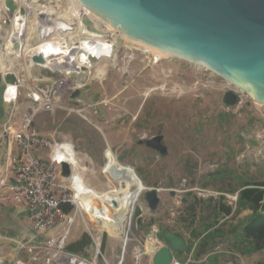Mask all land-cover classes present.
<instances>
[{"label":"rangeland","instance_id":"rangeland-1","mask_svg":"<svg viewBox=\"0 0 264 264\" xmlns=\"http://www.w3.org/2000/svg\"><path fill=\"white\" fill-rule=\"evenodd\" d=\"M97 38L87 49L98 48L93 55L100 58H93L90 71L73 78H81L82 85L76 87L72 78L65 81L60 106L53 112L39 110L31 122L41 136L68 144L76 156L87 193L78 202L71 233L78 228L90 235L85 257H94L98 247L102 256L96 264H152L155 251L166 245L161 232L168 228L192 244L188 252L174 254L172 264H264V250H237L251 210L235 211L231 202L246 182L264 181V105L202 66L173 56L155 61L150 49ZM32 69L33 75L48 72ZM231 89L239 95L235 105L222 101ZM30 105L18 107L21 116ZM12 109L7 107V116ZM157 134L168 148L165 156L138 142ZM50 151L33 154L48 159ZM135 176L145 189L127 219L125 200L137 189ZM61 180L74 198L77 187L73 192L69 179ZM79 183L76 178L73 184ZM150 188L158 190L155 210L144 196ZM96 199L105 200L107 208L91 212L97 217L92 218L85 211ZM220 203L230 205L232 212L214 215L212 208ZM213 224L224 234L205 240L203 230ZM19 247L0 243V264L42 263L44 253L34 261Z\"/></svg>","mask_w":264,"mask_h":264},{"label":"water","instance_id":"water-1","mask_svg":"<svg viewBox=\"0 0 264 264\" xmlns=\"http://www.w3.org/2000/svg\"><path fill=\"white\" fill-rule=\"evenodd\" d=\"M80 5L109 25L117 28L116 41L135 43L156 52L202 66L227 80L247 94L252 101L264 105V0H77ZM10 13L17 8L14 0H5ZM20 12L25 13L24 5ZM87 29L93 30L92 20L82 17ZM13 48L20 49L14 33ZM89 42L91 40L89 39ZM35 64H46L41 54L31 57ZM15 75L7 72L0 77V127L7 115L9 103L4 99L7 84ZM231 89L222 101L235 105L239 95ZM78 94L77 91L73 96ZM159 154L168 148L161 134L139 140ZM71 166L61 163V176H71ZM156 188L145 192L151 210L159 203ZM115 204L116 202L113 201ZM166 245L155 251L152 264H172L174 254L188 252L192 244L168 228L162 229Z\"/></svg>","mask_w":264,"mask_h":264},{"label":"built area","instance_id":"built-area-1","mask_svg":"<svg viewBox=\"0 0 264 264\" xmlns=\"http://www.w3.org/2000/svg\"><path fill=\"white\" fill-rule=\"evenodd\" d=\"M14 1L17 3V8L10 13L5 0H0V77L7 72L15 75V81L7 84L4 92V99L10 106L15 105L20 94H23L32 105L27 107L22 116L20 129L14 128L12 122H6L7 115L0 127L14 141L18 149L17 155L7 157L15 165L12 181H9L5 175L0 176V199H12L14 202L26 205L28 227L33 238L30 244L23 243L21 247L26 248L34 261L39 259L37 254L40 252L44 253L42 264H96L97 256H102L98 247L95 256L90 258L66 250L68 227L73 223L75 215L66 212L63 206L75 204L76 211L79 210V205L69 194V187L61 180L63 178L61 163L69 153L63 142L41 136L31 126V122L34 114L39 110L53 112L58 108L60 106L58 96L65 81L72 78L75 86L82 85L81 78L74 80L73 78L89 71L93 65V58L98 60L100 57L88 54L87 59L84 60L86 63H79L77 55L82 49L78 46V39L84 37L85 33L75 35L74 25H70V29L65 28L61 24L63 20L60 19V15H55L56 13L49 15L39 5H35L33 9L29 4H25V13L22 14L20 12L22 0ZM48 4H54L60 9V3L57 1H49ZM23 15L25 18L21 20ZM33 19L38 20L39 23L37 25L35 22L37 29L30 32L28 42L37 45L22 53L21 39L29 35L27 28ZM81 25L86 27L82 19ZM15 32L18 33L20 44L18 51L21 53H12L11 56H15L12 59L7 53V43H10L12 51L15 52L13 48ZM58 50L67 51L64 60L58 59L63 55V53L57 54ZM36 54H41L47 63L44 65L33 63L31 57ZM32 68L48 71L49 77L33 75ZM42 149L51 150L48 159L33 155L32 152ZM58 150L64 151V156H59ZM1 172L3 173V170L0 165ZM4 188L10 189V195L3 192ZM231 198V202L236 203L237 196ZM57 223L66 224L67 228L57 237H48L39 241L38 237Z\"/></svg>","mask_w":264,"mask_h":264},{"label":"crops","instance_id":"crops-1","mask_svg":"<svg viewBox=\"0 0 264 264\" xmlns=\"http://www.w3.org/2000/svg\"><path fill=\"white\" fill-rule=\"evenodd\" d=\"M45 72H47V71H45ZM47 74H48V72L44 73V74L40 73L37 76H48L49 77V75H47ZM28 102H30V101L28 99H26L23 94H20L19 99L17 100V102L13 106V109L9 112L8 116L6 117V122H10V123L12 122V125L14 126V128L20 129L22 116L20 114V111H19L20 109L18 107L22 103L25 104ZM16 114L20 115L19 121L16 118ZM39 134L42 135L41 133H39ZM63 146L67 149L66 151L69 153V155L67 157H65V160L69 161L74 168V173L70 176V178H68L69 183H71V185L73 187V192H74V186L77 188L79 187L80 189L82 187L86 189L87 186H86V184H83L84 183L83 179H82V177H80L81 175L77 171L78 161L76 159L75 154L70 150L71 146L69 147L68 144H67V146L65 144H63ZM37 152L38 151H34L32 153H37ZM63 153H64V151L59 152V150H58L59 156L60 155L64 156ZM17 154H18V149H17L16 144L14 143V141L9 136H7L3 132V129L0 128V160L2 158H4V160H5L4 166L1 165V162H0V165H1L2 170H3V174L7 177V179H9V181H12L15 165L12 164L8 160L7 157L9 155L15 156ZM76 178H80L79 186L73 184ZM76 192H77V189L75 190V195H76ZM4 193L10 194V189L4 188ZM86 193H87V191H86ZM86 193H85V195H86ZM75 195H74V198H75ZM81 199H82V196H81L80 200ZM77 204H78V201H77ZM65 211L70 213V214H74L75 217L77 216V211L75 210L74 205L70 204V207L68 208V210H65ZM85 212L90 217L97 218V217H95L96 214H92L89 211V209ZM26 217H27V209H26V205L24 203H17V202H14L12 199L0 201V243H4L6 245L13 244L14 246L18 245L21 247V244H23V243L28 244L29 242H32L33 234L30 232L29 228L27 227ZM75 217H74L73 223L75 222ZM118 217L119 216H115L113 219H117ZM119 219H120V217H119ZM120 222H121V220H120ZM73 223L68 227V243L79 239L81 237V235L85 232V231L78 230V228H75L73 230V232H72L73 234H72L71 231H72ZM66 228H67L66 224L57 223L54 227H51L46 232L41 234L38 237V239L48 238V237H57ZM103 244H104V238H103ZM21 248H23V247H21ZM19 250H21V249H19ZM36 264H40V263H36Z\"/></svg>","mask_w":264,"mask_h":264},{"label":"bare ground","instance_id":"bare-ground-1","mask_svg":"<svg viewBox=\"0 0 264 264\" xmlns=\"http://www.w3.org/2000/svg\"><path fill=\"white\" fill-rule=\"evenodd\" d=\"M54 1H57L60 3V9H58V7H56L54 4L49 5L48 4L49 0H22L21 2H22V5L29 4L30 8L32 7L33 9H34L35 5H39V7H42L43 11H45L49 15H53L54 13H56L55 15H60L59 16L60 19L63 20V21H61V24L65 28L70 29L69 26L74 25L73 28H74V34L75 35H81V34L85 33L84 37H79V39H78V46L80 47V49H82V51L78 52V55H77V59H79V61H80L79 63H81V62L86 63V61H84V60L87 58V55H88L87 51L88 50L91 52L90 54L97 55L98 48H96L97 50H92V51L90 49H87L89 44H91L92 42H96L93 40L94 39L97 40L98 39L97 37H102L103 39L113 41L114 43L116 42L117 28L112 27L111 25H109L108 23H106L105 21L100 19L99 17L95 16L93 13L88 11L85 7L80 5L77 0H54ZM31 11H35V10H31ZM83 16H88L92 20L93 27H95L93 30H89L86 27H83L81 25V19ZM22 17L23 18H21V20H23L25 18V15H23ZM36 19H37V17H36ZM35 22L38 25L39 21L33 19L27 28V30L29 31V35H27L24 39L23 38L21 39V40H23L22 41L23 42L22 53L23 52L26 53L27 51L33 49V47L37 45V44L36 45L30 44L28 42V39L30 37V32L32 33L34 31H36V29H37ZM20 24L21 23H19V25ZM15 33L18 36V33L17 32H15ZM89 39L91 40V42H89ZM104 43H105V41H104ZM123 44H126L127 46H129V45L134 46L136 48L137 47H144V48H147V50L150 49L155 56V61L160 60V58H162V57H168V56L170 57L171 56V55L156 52L153 48L148 47V46L135 44V43L128 44V43H124V42H123ZM108 45L111 49H113V45L111 43H109ZM7 47H8L7 53L10 56L9 58L14 59L15 56L14 55L11 56L12 53H21V51H15V52L12 51L11 45L9 42L7 43ZM79 47H78V49H79ZM83 52L85 53L84 57H83L84 59L80 60L79 55H82L81 53H83ZM60 53H63V55H61V57H58V59L64 60L67 56V51L58 50L57 54H60ZM68 55H70V54H68ZM55 60H53V61H55ZM92 66L93 65H91V68H92ZM61 151L62 150H59V152H61ZM65 161H67V160H65ZM67 162L71 166V169H72L71 175H72L74 173V168L69 161H67ZM125 169L134 173L131 169H129L127 167H125ZM136 180L138 182L137 189L129 197H127L125 200V205L127 207H129V209H130V213L126 217L127 219L129 218V216L131 214L132 208L134 207L135 203L137 202L138 196L140 195L141 191L143 189H145V187L141 184V180L137 177H136ZM85 190L86 189L83 187L81 189L79 187L77 188V192H76V195L74 198V201L76 203H77V201L79 202V200H80V198H81V196ZM109 194L112 196L115 195L113 192H110ZM106 208H107V202L105 200L96 199L95 202L90 205L89 211L93 212V213H101V212H104L106 210ZM124 241L126 243L127 239H125ZM124 246H125V244L123 245V247Z\"/></svg>","mask_w":264,"mask_h":264},{"label":"trees","instance_id":"trees-1","mask_svg":"<svg viewBox=\"0 0 264 264\" xmlns=\"http://www.w3.org/2000/svg\"><path fill=\"white\" fill-rule=\"evenodd\" d=\"M199 201V199H195ZM235 211L244 209H250L251 214L248 220L244 223L241 232L239 233L237 250L242 254H252L259 250H264V181L246 182L237 192V200L235 203ZM195 203L189 205V209L194 210ZM70 204L64 205L65 210H68ZM223 214H230L232 207L225 203H220L217 209L212 208L214 215L221 212ZM213 225H206L205 240L222 236V227H214ZM195 234V233H193ZM92 239L90 235L85 231L81 237L66 245V250L84 255L85 250L91 246ZM85 256V255H84ZM255 264H263L262 261H258Z\"/></svg>","mask_w":264,"mask_h":264}]
</instances>
